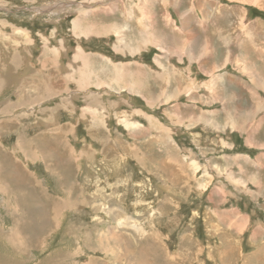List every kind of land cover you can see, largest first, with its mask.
<instances>
[{"label": "rangeland", "instance_id": "374dc122", "mask_svg": "<svg viewBox=\"0 0 264 264\" xmlns=\"http://www.w3.org/2000/svg\"><path fill=\"white\" fill-rule=\"evenodd\" d=\"M125 1L0 0V264H264L263 118L240 107L243 98H254L243 73H251L250 66L242 60L239 69L230 64L210 77L189 64L191 78L183 55L172 57L161 61L171 76V95L162 96L168 81L156 72L154 39L145 36L149 45L130 58L116 49L115 35L127 40L112 22L123 20L124 31L138 12L146 26L152 1L157 17L171 11L176 30L175 0ZM178 1L189 9L191 20L182 27L192 33V46L184 47L188 34L157 21L159 38L176 50L196 52L209 41L211 28L194 30L199 10L207 11L209 24L219 23L223 41L234 35L230 50L238 55L242 44L254 46L242 15L264 24V0ZM110 6L116 11L106 14ZM230 15L240 28L220 17ZM216 38L207 45L214 42L213 58L219 59ZM257 39L255 45L264 47L261 34ZM78 46L91 75L81 60L73 62ZM247 54L254 58L252 49ZM137 60L149 65V77L137 80L133 96L120 94L130 89L121 86L126 82L117 62ZM255 61L264 79L263 65ZM223 73L238 110L221 123L209 120L210 111L222 109L220 102L200 103L196 95L192 112L190 98L196 84L204 94L225 79ZM239 153L250 160L232 158Z\"/></svg>", "mask_w": 264, "mask_h": 264}, {"label": "crops", "instance_id": "0c3cea01", "mask_svg": "<svg viewBox=\"0 0 264 264\" xmlns=\"http://www.w3.org/2000/svg\"><path fill=\"white\" fill-rule=\"evenodd\" d=\"M124 1L125 0H122V2H124ZM133 1H136V0H129V4H131ZM154 1L159 2V0H153V2ZM216 1L217 0H211V2H213V3H215ZM125 2H127V1H125ZM172 3L175 6V8L177 7L176 8L177 11L175 13H173V14L178 19H180V23H181V25L178 26V28L176 30L172 28V24L171 23L173 22V17H172L171 11L165 10L166 12L164 14H160L157 17L156 14H155V10H153V8H152V4H153L152 1H151V3L149 2V5H147V7L149 8L150 12H149L148 20L145 21L146 26L143 25L142 23L139 24L138 12H135V14L132 17H130V19H129L130 20L129 21V29H126L124 31H123V29H119V26H120L119 23H121V21H123V20H120V22H114L113 21L112 24H114L116 30H118L119 33L121 32V34L123 33V37H125V40H127V45H126V43L123 44L121 42V40H119L120 38H118L117 35H115L116 36V41L119 42V46H117L116 49L121 50V52H123V54H125V55L127 54V56L132 58V57H134L136 55H140L142 53V51L140 50L141 46L144 47L146 44H147V46L149 45V43H147V42H148L149 36H151V38L154 39V41H153L154 45L160 51V54L157 53V55L154 56V61L158 64V68H157L158 70H156V72H159V71L161 72L162 71L163 80L165 82H166V80L168 81L167 85L166 84H165L166 86L164 85V92L161 95L162 96L166 95L168 97H170V95H171V91H170L171 88L168 89V84H169V80L171 79V76H168V75H165V74L170 73V70H167L166 67H164V65H162L161 61L169 63L170 58L176 57L178 59L179 55H183V58H181L180 61H183V59H184V60H186L188 62V65L185 67V70L188 73L189 77L193 78L194 76L192 74V71H191V68H190L189 64L192 65V64L196 63L198 65L199 71H203L204 70L203 72L211 77V76H216L218 71H221L222 69H225V67L227 65H230V64L236 66L239 69L240 68L239 65L241 66L242 60H245L247 62V64L250 66V69H251L252 72L251 73H247V72L243 71V73H244V75H248L251 78L252 84L254 86L251 87V89H250L251 94H250V92H249V94L252 97H254V98L250 102H248L245 98H243L242 99V104H241L240 107L243 108L244 110H246L245 111L246 114H247V111L254 112L255 109L257 110V113L260 114L259 118L260 117L263 118V121H262L263 123H261L259 128H258V131H259L261 128L264 127V97L262 95H260V92L264 93V87H257L256 83H255V80L256 81L258 80L259 84H264V79L259 75V73L256 70V68H258V67H256L255 59L257 60L258 64L263 65L262 70H264V52L261 51L264 47L256 46L255 44L257 42H255V40L258 41V39H257L258 34H261L262 35V39H264V24H261L260 21H257L258 19L253 20L252 21L253 24H252V23H250L249 20H247L245 18L244 15H242L243 16V20L242 21L245 24H247V27L249 28V31H250L249 32L250 37H251V39L249 40L250 44H252L254 46L250 45L251 47L249 46V47L245 48V47H243V44H242L241 47H240V50L242 49L243 53H241V55H238L235 52H232L230 50L231 46H234V43H235L234 41L236 40L234 38V35H233L232 38H228V39L223 41L221 39L219 23H218V25L209 24L208 19H206V17L208 16L207 11L206 12L204 11V13L203 12L201 13V11L199 9H197V10H199V11H197V13H199L201 15V18L198 19V17H196L195 19L200 20L201 24L197 25L195 23L194 30L195 29H198V30H200V29L210 30V28H211V32H209L207 34L209 41L208 42L205 41V43L202 42L200 44V48H198V50L196 52H193L192 51V47H190V48H184V47H188L189 45L192 46L194 37H193L192 33L189 30H187L186 28L182 27V21L184 22V21L191 20V17H189V15L187 14V11L189 9L179 8V4L181 3V1L175 0ZM200 6H202V3H200ZM230 6L233 7L232 11H234L236 9L234 7H238L237 5H230ZM192 7L193 8H197L196 6H191V8ZM239 7L241 8V5H239ZM100 13H103V12H100ZM97 14H99V12ZM104 15H106V14H104ZM167 15L169 17L168 20L171 19V22H168V21L165 20ZM220 17H226L228 26L230 27L232 25L233 29H235V27H237V28L241 27L238 24L237 25L234 24L235 23V21H234L235 16L230 15V16H220ZM158 20H162L161 24L159 25V26H162V28L166 25V27L172 33H176L178 35L188 34L189 38L191 39V41L187 43V46H184L182 48H177V50L174 49L173 47L170 48L169 44L166 45L159 38L161 36L158 35L159 31L157 30V27H158L157 21ZM202 24H203V26H202ZM212 25H214V27H211ZM101 27H103V26L102 25L95 26L94 28L100 30ZM259 27H261V28H259ZM257 29H258V31H257ZM223 30L226 33V31L228 29L223 27ZM236 32H237V30L235 31V33ZM107 34L109 35L108 32H107ZM94 35L95 34H93L92 36H94ZM194 35H195V39H197L198 36H199V34H195V33H194ZM95 36H97V35H95ZM145 36L148 37V38L146 37L147 41L145 39L144 42H142V39ZM212 36H213V40H214V37L217 36L215 41H216V43L219 46H222L221 49L223 51H222V55L220 56L219 59L218 58L217 59L213 58V56H214V54L216 52V46H215L214 42L212 41V43L210 45L208 44L210 47L207 45V43L211 42L210 39H212ZM101 37H103V36H101ZM217 39H218L219 42L217 41ZM240 40H242V39H240ZM79 48H81V46H78L75 49V52H80ZM249 49H252L254 51V58L253 59H249L248 56H247L248 55L247 53H248ZM255 50H257V51H255ZM187 53H190V54H188V56H186ZM229 53L232 54L231 58L228 56ZM251 53L253 54V52H251ZM208 57L211 58L210 61H207ZM236 57H239V61L237 62L239 64H236V61H235ZM79 58L80 57H78L76 59L74 58L73 62L81 60L82 63H84L83 60L81 58L80 59ZM84 58L86 60V56ZM110 62H112V61L108 57L104 60V63H107V65ZM212 63L219 64L221 66L220 69L214 68ZM131 64H132V66H131ZM199 64H202V66L200 67ZM118 65H121V68L123 69L122 73H124L123 76L120 75V78L122 77V79L126 82V83L122 84L121 86L122 87H126V88L129 87V89H130L129 91L126 90V89H122V90L119 91V93L120 94L122 93L124 95L127 94L128 96H133L132 94H134V90H137V80L140 79L142 82H145V77H149V65L145 64V63L142 64L139 60H137V61H135L133 63H132V61L129 62V63L117 62L116 66H118ZM172 68H174V66H172ZM223 74L226 76L225 79L222 82L217 81L218 83H216L214 88L211 91H207L206 90L207 92L205 91L204 94H200V92H199V90L201 88H203V87H201V85H197L196 84V87L198 88L197 93L193 92L192 95H191V98H190V107H192L190 109L192 110V112H196V108H195V105H194L193 102H194V100L196 98V95H197L200 103L202 101H204V99H205L206 102L204 104H210V103H213V102H220L221 105H222V109H220V111L216 110V111H210L209 112L212 115V117H209V120H214L215 119V120L220 121L221 123H224V120L228 121L229 119H232V117H233L232 111L234 109H237L236 106H234L235 97H233L231 95H228V89H227V86L229 85V81L227 79L228 76L225 73H223ZM40 84H41V88L38 90L39 91V95L43 96V94H48L46 91H44L45 89H43V87H42L43 85L46 84L43 81L42 78L40 79ZM129 84H130V86H128ZM177 87H178V85H177ZM178 92H180L179 88H178ZM31 97H33V96H32L31 93H29V98H27V99H30ZM169 99H172V98H169ZM164 100H168V99H164ZM251 103H253L254 105L250 106ZM219 112H221L224 115V118L222 120L219 119V115H220ZM204 115L206 117H208V115H206V114H204ZM249 120H250V118H249ZM249 120H247L245 123L246 124L249 123ZM217 125L218 126L221 125V127H222L221 130L225 129V131H229V132L232 131V130H230V128H227L223 124H219L218 123ZM240 133H242V131H240ZM263 135H264V132H263ZM261 142L264 143V140H262ZM245 156H247L248 159L250 160L249 155L246 154V153L236 154V155L232 156V158L236 159V161L240 160V159L243 160V161H246V159L244 158ZM228 159L229 158L227 157V160ZM253 162H255V161L253 160Z\"/></svg>", "mask_w": 264, "mask_h": 264}, {"label": "bare ground", "instance_id": "6f19581e", "mask_svg": "<svg viewBox=\"0 0 264 264\" xmlns=\"http://www.w3.org/2000/svg\"><path fill=\"white\" fill-rule=\"evenodd\" d=\"M106 10H108V11H105L106 12V14H108V13H111V11H116V8L115 7H112V6H110V7H106ZM110 10V11H109ZM212 15L213 14H215V13H211ZM131 16H129V18H130ZM77 22H78V19H76L75 21H74V25L76 26L77 25ZM128 27V26H127ZM92 29V28H91ZM85 32L87 31V30H84ZM89 31H91V30H88V32ZM117 31V33L119 32L118 30H116ZM79 51L80 52H75L74 53V58L76 59V58H78V57H81V59L83 60V65H84V67L86 68V71H87V73L88 74H92V72L89 70V68H88V66H85V65H87L88 64V61L87 60H85V58H84V50H82V48H79ZM211 56V55H210ZM201 65V64H200ZM217 67H220V65H217ZM85 71V72H86ZM84 72V73H85ZM84 77H85V75H84ZM94 77V76H93ZM94 79H95V77H94ZM126 125H128V127H130V126H134V125H136L137 124V122H130V121H123ZM178 263V262H177Z\"/></svg>", "mask_w": 264, "mask_h": 264}]
</instances>
